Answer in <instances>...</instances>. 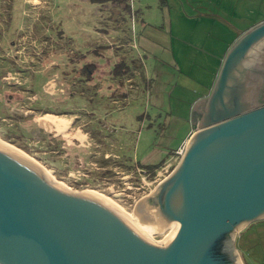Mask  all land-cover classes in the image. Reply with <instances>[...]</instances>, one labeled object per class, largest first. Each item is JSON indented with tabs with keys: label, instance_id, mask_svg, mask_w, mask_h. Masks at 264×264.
<instances>
[{
	"label": "rangeland",
	"instance_id": "rangeland-1",
	"mask_svg": "<svg viewBox=\"0 0 264 264\" xmlns=\"http://www.w3.org/2000/svg\"><path fill=\"white\" fill-rule=\"evenodd\" d=\"M132 6L133 15L122 22L117 8L106 5L101 9L91 0H0V77L8 71L5 78H0V138L30 155L72 190L104 193L139 222L142 219L138 216L145 210L158 214L154 199L185 156L193 135L188 142L186 139L194 128L196 134L221 122L213 120L217 112L210 117L208 111L199 115L201 108L197 106L208 89L214 88L217 55L221 53L217 46L203 42L208 30L205 25L213 22L212 6L202 8L197 0H168V6L163 0H132ZM137 13H141V19ZM222 15L227 17V12L222 11ZM96 49L102 53L111 49L110 55H124L129 62L133 59L140 69L121 89L128 94L117 102L122 107L125 101L119 115L122 120L106 126V120L116 118V114L106 118L102 112L114 107L110 96L117 83L111 74L108 80L107 69L101 66L91 83L81 74L86 63L108 62L103 55L95 54ZM121 59L116 58L117 62ZM33 82L39 98L76 111L72 116L46 115L40 119L42 125L52 124L47 129L41 127L56 136L53 142L37 141L40 135L35 121H20L22 114L30 112L27 104L34 97L27 88ZM72 82L77 93L85 90V98L71 96L75 93ZM245 85L249 91L253 86ZM106 100L112 106L109 110L101 106ZM88 107L95 114H87ZM75 119L78 124L72 128L70 121ZM85 124L94 132L101 130L91 144L83 135ZM65 127V137L55 135ZM20 133L23 136L17 137ZM2 134L11 135L14 141L4 139ZM184 142V153L177 154ZM20 146H27L35 154ZM52 148L57 152H51ZM105 154L108 162L100 166L98 161L106 158ZM162 159L164 164L152 175L134 168L137 160ZM122 224L141 238L129 225ZM171 232L168 227L155 233L152 243L141 239L166 248L170 244L161 242H166Z\"/></svg>",
	"mask_w": 264,
	"mask_h": 264
},
{
	"label": "water",
	"instance_id": "water-1",
	"mask_svg": "<svg viewBox=\"0 0 264 264\" xmlns=\"http://www.w3.org/2000/svg\"><path fill=\"white\" fill-rule=\"evenodd\" d=\"M233 52L207 98L210 114L217 112L213 120L221 122L193 134L178 168L159 188L167 192V206L155 204L157 221L173 232L167 248L145 242L108 206L56 188L0 148V264H244L234 248L236 234L264 217V106L214 110ZM108 227L130 245L94 252L78 239L88 230L105 239ZM218 244L226 261L212 253Z\"/></svg>",
	"mask_w": 264,
	"mask_h": 264
},
{
	"label": "crops",
	"instance_id": "crops-1",
	"mask_svg": "<svg viewBox=\"0 0 264 264\" xmlns=\"http://www.w3.org/2000/svg\"><path fill=\"white\" fill-rule=\"evenodd\" d=\"M163 2L166 6H168V0H163ZM197 3H199L202 8L206 5L210 6L209 8H211V6L213 7V22H208L205 25L208 30L205 31L207 38L205 37L203 42L206 44H213V47L217 46L221 53L220 55H217L219 56L217 57L219 64L217 65L214 77L215 79L212 85L214 88L228 58L227 56L234 51L228 65L225 80V92L223 94V98L217 102L218 108L222 110V108L224 109V106L235 108L238 106L253 107L257 105H264V103H262L264 100V0H197ZM167 8L168 7H165V11H167ZM222 11L227 12V17L222 15ZM202 14L204 15V13ZM137 16L141 19V13H137ZM200 23L203 22H199V24ZM210 38L212 40H210ZM189 43L192 42L189 41ZM105 51L106 52L103 53L101 52V55H103V58H107L108 62H102L101 64L97 63V69L100 70L99 66L107 69L105 70V76L107 75L109 80V75L111 74L110 76H112L111 70L117 63L116 58H124V55H110L109 51H113L111 49H105ZM141 51L142 50L140 49V52ZM116 53H119V51ZM113 59L115 62H113ZM252 69H258L259 72H252ZM139 70L140 69H138V67H134V77ZM95 75L96 72L94 77L89 80V83L94 80ZM134 77L132 76L131 78L126 79L125 83H127V81H133ZM108 80L106 83L107 92L110 89V82ZM113 81H116L117 83L116 88H123V84L121 85V83L118 82V79H113ZM248 83L253 85L252 88H250V91L245 85ZM70 84L74 87L73 82ZM214 88L210 87L208 89V92L202 96L200 103L197 106L201 108L204 105ZM73 89L75 90L76 88L74 87ZM233 91H235L234 96L232 94ZM242 92L248 93L242 94ZM253 92H255L256 95H254ZM106 95H108V93H106ZM118 100L119 99L111 101V105H114V107L116 105V108L113 107L112 116L116 114L114 117H116L115 119L117 121L122 120L119 118V115L122 114V108H125V101L122 102L123 105L120 107L117 105ZM109 103L110 101L106 100V102L101 105L102 108H105V110H109L110 107L112 108ZM90 108L87 110L90 111ZM198 111L199 110H196L195 113ZM207 111L210 113L209 110ZM75 113L76 111H73L72 113L59 114L37 113L34 121L37 123L39 129H44L42 127L47 129V127L52 124L48 122L49 125H42L40 122V119L44 118L46 115L72 116ZM102 113H104V117L109 115L105 112ZM39 114H42V116H39ZM200 114L201 112H199V115ZM210 116H212V114H210ZM76 119H78V117ZM76 119L70 121V127L73 128L76 124H78V120ZM72 130L73 129H71V131ZM67 131L68 128H61L55 135H62V137H65L67 135ZM84 132V137H88L87 142L89 144H91V141L94 142V137L91 132L86 131V129H84ZM194 132L195 128L186 139L187 142ZM185 142L183 146H185ZM105 156L108 157V154H105ZM234 241L238 244L237 246L234 244V248L239 251L244 264H264V217L253 219L236 234Z\"/></svg>",
	"mask_w": 264,
	"mask_h": 264
},
{
	"label": "trees",
	"instance_id": "trees-1",
	"mask_svg": "<svg viewBox=\"0 0 264 264\" xmlns=\"http://www.w3.org/2000/svg\"><path fill=\"white\" fill-rule=\"evenodd\" d=\"M93 3H96L100 6L101 9H103V6H106V5H110V6H113L115 8H117L119 10V14L121 15V20L122 22L126 21V17L127 15H133L134 13V10H133V6H132V0H91ZM0 33H2V31H0ZM101 47V46H100ZM103 47H108L107 46H103ZM95 54L96 55H100L101 54V50L99 49H96L95 50ZM84 57V55H82ZM135 60L131 59L130 62L129 60H127L126 58H122L120 61H118L113 69L111 70L112 72V78L113 79H118L119 83H121V85L125 83L126 79L128 78H131L133 75H134V67H136V64H135ZM98 68L97 66V63L96 62H90V63H86L82 69H81V74L83 73L84 74V77H86L85 79H83L84 81H88L90 79H92L94 77V74L96 72V69ZM8 71L4 70L3 74L1 75V79L4 77L5 78V75ZM77 79V78H76ZM82 79V78H81ZM11 87L15 88V89H19L18 91L20 90H24L25 91V88H19L20 86L18 85H11L9 84ZM22 87V86H21ZM27 90L30 92V97H34V98H31V101L29 104H27L28 108H29V111H35V113L33 112H28V114H22L21 117V120L20 121H24V122H27V123H30L32 121H34V118H35V115L37 113H72L73 111L75 110H67L65 108H61V107H56L55 105H52L49 101L51 99H41L37 96V93L35 91V83H31L29 85V87L27 88ZM75 93L73 95H71L72 97L73 96H76V98H80V97H83L85 98V90L84 89H81L79 90L80 92L77 93V90L78 89H75ZM16 91V90H15ZM128 94L126 93V91L122 90L121 91V88H116V89H113L112 93H111V99L112 100H117L118 98L121 99V98H126L128 97L127 96ZM52 96V95H50ZM54 97V95H53ZM54 101V100H52ZM11 104V103H10ZM55 106V107H53ZM87 109L89 108H85L86 110V113L87 114H95V111H93L94 109H92V111H88ZM111 109V108H109ZM113 110V108H112ZM112 110L110 111H107L105 112L106 114H109L107 116H105L106 118H112ZM144 116L141 115V117ZM112 120V121H111ZM110 121H105L104 125L106 126V124H111L113 121H116V119L112 118ZM16 123H18V121H16ZM17 125V124H16ZM84 129H86V131H89L91 132L92 136H96L95 134L96 133H101V130H94L92 129H89V127L87 126V124L84 125ZM38 128V126H37ZM38 133L40 135V138L37 139L38 142L42 141L45 143V141H50V142H53L55 141L56 137H54L53 135H51L50 133L46 132L44 129H39L38 128ZM23 136V133H20L17 137H21ZM2 137L6 140H9V141H12V136L11 135H6V134H2ZM14 141V140H13ZM22 147L24 150H26L27 152L31 153V154H35V152L31 151L30 148H28L27 146H20ZM57 148H52L51 149V152H57ZM106 157V156H105ZM39 159L44 162V163H48L46 162V160L42 157H39ZM108 159L109 157H106V158H103V159H100L98 162L101 164L100 166H105L108 162ZM165 160L162 159L158 162H148L146 160L142 161V160H137L135 165H134V168L137 170V169H140L142 171H144L145 173H148L149 175H152L154 174L160 167H162V165L164 164ZM105 173H109L108 171H106ZM212 253L214 254L215 257H220L222 258L223 260H227L225 258V256L219 252V248L217 246H214L212 247Z\"/></svg>",
	"mask_w": 264,
	"mask_h": 264
},
{
	"label": "bare ground",
	"instance_id": "bare-ground-1",
	"mask_svg": "<svg viewBox=\"0 0 264 264\" xmlns=\"http://www.w3.org/2000/svg\"><path fill=\"white\" fill-rule=\"evenodd\" d=\"M0 148L10 151L14 155H16L18 158H20L21 160L29 164L33 169L39 172L47 182H49L51 185L55 186L56 188L64 192H67L71 195L81 197L84 199H88V200L98 202V203L108 206L117 215L119 221L133 228L136 231V233L144 240H147L150 242V240H152L153 235L155 233L162 232L166 228L169 227V226H166L165 228H162L158 224L157 214L154 215V213L152 214V212H148L146 210L144 213L141 211H138L143 214H140L138 216L140 219H142V221L137 222L138 220L137 221L134 220L133 215L130 212H128L125 208H123L119 203H117L116 201H114L113 199H111L110 197H108L107 195L99 191L91 190V189L82 190V191L72 190V188H70L66 184L56 180L55 177L47 170L45 166L40 164L30 155H28L24 151L12 145L7 144L1 138H0ZM171 237L173 238V232H171V234L168 235V237L165 240L166 242H164L163 240L164 243L161 242V244L162 245L170 244L172 241ZM162 248H165V247H162Z\"/></svg>",
	"mask_w": 264,
	"mask_h": 264
},
{
	"label": "flooded vegetation",
	"instance_id": "flooded-vegetation-1",
	"mask_svg": "<svg viewBox=\"0 0 264 264\" xmlns=\"http://www.w3.org/2000/svg\"><path fill=\"white\" fill-rule=\"evenodd\" d=\"M252 72H259L258 69H252ZM234 93L235 91L232 92L233 96H234ZM254 95L255 92H253ZM209 101H205L204 105L201 107V115H204L206 114L207 110H209ZM262 103H264V100L262 101ZM264 105L260 106V105H257V106H253V107H249L247 110H252V109H255V108H259V107H263ZM229 108V107H227ZM203 109V111H202ZM220 109L218 108V111ZM246 110V109H245ZM205 112V113H204ZM208 117H210V113H207ZM166 191L165 190H161L160 193L157 195V197L154 199L155 200V203L157 205L160 206V208H166L167 206V196H166ZM86 211V210H84ZM97 217L101 218V219H104L106 218L104 215L102 214H99L97 215ZM106 230L108 231L107 234H105V239H102L101 237H98L97 235H93V232L94 230H88V231H85L84 233H86L87 235H83V236H78V239L80 240H85V241H89L88 242V248L91 249L92 251L94 250V252H97L99 251L100 249H103V250H106V251H109V250H120L122 249L123 247L125 248V246L127 247V245L129 246L130 245V239L127 238L126 235H123L120 231H116L114 230L113 228H106ZM71 232H73V229H71ZM110 233V234H109ZM80 234H82L80 232ZM108 234L109 235H112V237L114 238V240H109L108 239ZM122 235V239H119L118 237ZM115 239H117V242H120V243H115ZM94 246V248H93ZM219 248V252L220 251V244H218L217 246Z\"/></svg>",
	"mask_w": 264,
	"mask_h": 264
},
{
	"label": "built area",
	"instance_id": "built-area-1",
	"mask_svg": "<svg viewBox=\"0 0 264 264\" xmlns=\"http://www.w3.org/2000/svg\"><path fill=\"white\" fill-rule=\"evenodd\" d=\"M184 149H185V147L184 146H182L181 148H180V150L177 152V154L179 153V154H182V153H184Z\"/></svg>",
	"mask_w": 264,
	"mask_h": 264
}]
</instances>
